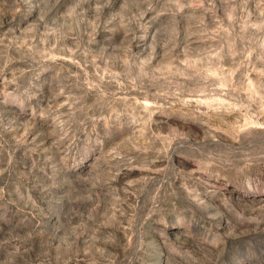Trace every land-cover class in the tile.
Segmentation results:
<instances>
[{
	"label": "rangeland",
	"instance_id": "1",
	"mask_svg": "<svg viewBox=\"0 0 264 264\" xmlns=\"http://www.w3.org/2000/svg\"><path fill=\"white\" fill-rule=\"evenodd\" d=\"M0 264H264V0H0Z\"/></svg>",
	"mask_w": 264,
	"mask_h": 264
}]
</instances>
